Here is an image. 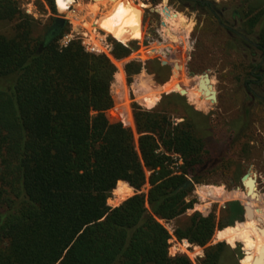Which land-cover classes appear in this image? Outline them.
I'll return each mask as SVG.
<instances>
[{
    "label": "trees",
    "instance_id": "trees-1",
    "mask_svg": "<svg viewBox=\"0 0 264 264\" xmlns=\"http://www.w3.org/2000/svg\"><path fill=\"white\" fill-rule=\"evenodd\" d=\"M23 1L0 0V264H195L186 254H169L172 236L160 221H175L177 240L204 247L197 264H239L235 249L210 242L217 230L243 221L240 201L227 202L219 218L213 211L187 215L197 202L189 199L194 184L227 158V144L213 138L208 116L177 93L163 94L153 109L133 102L136 142L132 129L109 114L113 61L87 52L80 39L62 45L66 30L41 28ZM45 1L55 10L54 0ZM178 1L195 11L217 9L211 1ZM236 9L241 23L225 28L228 47L258 58L253 76L264 58V0H239ZM104 31L126 45L143 37L127 21ZM113 43L117 60L133 51ZM155 63L157 76L166 68L160 63L128 61L127 82L143 69L151 73ZM147 87L145 103L157 93L148 81ZM189 99L202 105L207 98L198 90ZM146 169L148 194L127 198L146 184ZM113 189L116 202L127 198L114 208L108 205ZM217 235L229 243L237 238L232 230ZM256 244L260 251L264 237Z\"/></svg>",
    "mask_w": 264,
    "mask_h": 264
},
{
    "label": "rangeland",
    "instance_id": "rangeland-1",
    "mask_svg": "<svg viewBox=\"0 0 264 264\" xmlns=\"http://www.w3.org/2000/svg\"><path fill=\"white\" fill-rule=\"evenodd\" d=\"M119 1L121 0H73L70 8L65 11L58 6L57 0L55 1V10H52L45 0H24L22 7L26 13L38 21L41 28L52 25L57 17H64L66 23L63 28L66 33L61 39L62 45H66L73 39H80L85 47L97 38H103L108 43L110 50L108 55L111 56H107L117 67V73L111 86L115 101L114 107L116 106L115 115L110 112L109 114L113 120L119 116L121 122L132 129L136 142H138V134L134 125L132 103L137 102L141 107L151 109L148 106L154 102L158 104L163 94H178L176 85H171V82L177 78L174 76V71L179 68L180 86L183 85L181 87L186 89L184 98L195 110L208 116L213 138L217 142L226 143L228 148L224 163L203 175L201 183L194 184V191L189 199L196 198L197 202L192 209L188 210L187 215L194 211L208 215L213 211L219 218L221 210L227 202L238 200L244 205L247 200H250V206L254 210L253 218L249 219L244 215L242 222H236L234 226L219 230L217 234L232 230L237 237L232 243L227 242L225 238L221 237L220 239L224 240L226 244L229 243L228 245L241 255L239 262L243 258L251 257L252 260H249V264H253L254 256L259 254L256 241L258 237L260 239L263 236L257 231V228H264V191H257L260 200L255 199L256 204L254 203L252 206L251 198H247L245 195V188L238 181L233 186L231 181L234 173L241 166H244V170L239 172V175L247 172L255 174L257 171L254 165L258 164L259 160L255 154L251 155V145H249L251 141L249 137L253 131L246 130L239 135L238 126L243 120L244 101L250 100L245 93L246 82L255 86V83L252 82L255 78H250L249 73L252 67L258 63V58H244L237 50L230 49L228 47L230 40L228 32L218 24L215 15L210 12L195 11L191 7L186 8L178 0H129L138 10L137 14L127 22L137 24L142 29L143 37L141 40H132L127 45L124 44L133 52L128 57L117 60L112 53L113 42L117 39L114 38V35L103 30L105 27L121 21L104 25L103 19L110 15ZM206 1L214 2L219 10H226L223 15L224 21H231L232 12L237 10L236 5L239 3V0ZM247 9L248 7L245 10ZM156 46H159L160 52L150 54L149 51ZM130 60H139L143 63L158 62L166 68L164 71L157 69V76H155L154 71L158 67L156 63L151 64L149 68L153 73L151 70L150 73L143 69L140 75L135 76L133 82L129 84L124 65ZM163 62L166 64L163 65ZM206 72L211 78L213 89L217 92V102L206 99L202 105H199L188 97L190 94H197L199 75ZM190 73H194L195 76H191ZM164 79L165 81L162 83L161 80ZM147 81L157 87V93L150 102L145 103L144 97L151 93V89L149 90L147 87ZM258 90H262V94H264V78L260 82ZM201 101L202 99L198 98L197 102ZM262 107L260 104L254 107L253 128L254 131L264 133V109ZM173 120L175 122L182 121L176 116ZM145 172L146 184L140 191L131 187L132 192L127 198L135 193L148 194L150 171L146 169ZM115 189L112 190L108 199V205L112 208L119 206L127 199L116 202L115 199L118 196L117 194L115 196ZM215 193H218L220 197H217ZM258 218H261L263 222H260ZM160 222L172 236L169 254L171 256L186 254L197 264L198 258L204 254V247L190 244L187 240H177L173 234L175 221ZM254 233L257 234L256 237ZM217 237L214 236L210 244H215Z\"/></svg>",
    "mask_w": 264,
    "mask_h": 264
},
{
    "label": "flooded vegetation",
    "instance_id": "flooded-vegetation-1",
    "mask_svg": "<svg viewBox=\"0 0 264 264\" xmlns=\"http://www.w3.org/2000/svg\"><path fill=\"white\" fill-rule=\"evenodd\" d=\"M206 2H208V1H206ZM224 12H226V10L216 9L215 13L214 14L212 13V14L215 15L216 18H217V15L222 16V19H223ZM235 12L237 13L238 11L232 12L231 21H224L223 20L224 23L220 24L219 19L217 18L218 24L220 26H222L224 29L225 28L235 29L236 27H239L241 21H239L238 17H236L234 15ZM58 31H59V28L57 26L56 28H54L53 33H56ZM227 32H229V31H227ZM228 34H230V32ZM259 65L261 67L258 69L257 68L254 69L252 71V74H254V75L250 76V78H253V79L255 78V80L252 81L255 83V86L249 85L248 81L246 82L245 93H246L247 97H249L250 100L244 101L245 107L242 111V115H243L242 119L243 120H242V123L239 124V126H238L239 130H240L239 135L242 134L246 130H252L253 131V133H251L250 137H249V139L251 140L249 142V145H251L250 152H251V155L255 154L256 157H258L259 161H258V164L254 165L255 169L257 170L256 173L255 174H251L250 172H247V173H250L253 176V178H255L256 192L257 191L258 192L264 191V133L254 131V128H253V125H254V122H253L254 121V117H253L254 107L258 106L260 104L261 106H263L262 108L264 109V94H262V90L261 91L258 90L260 87V82L264 78V74H263L264 73V68H263L264 58L262 59V61L259 62ZM258 76H260V79H257ZM254 145H256V146L254 147ZM242 170H244V166H241L240 168H238V170L234 173L231 182L233 183V186H235L236 182L238 181L245 188L246 197L250 198L246 194L247 188L245 187V182L243 180V176L246 173L239 175V172H241ZM255 199L259 201L260 200L259 195L257 196V198H254V200ZM244 215H245V213H244ZM258 219L260 222H263V220H261V218H258ZM257 231H258V228H257Z\"/></svg>",
    "mask_w": 264,
    "mask_h": 264
},
{
    "label": "water",
    "instance_id": "water-1",
    "mask_svg": "<svg viewBox=\"0 0 264 264\" xmlns=\"http://www.w3.org/2000/svg\"><path fill=\"white\" fill-rule=\"evenodd\" d=\"M157 11V10H155ZM66 23V19L64 17H57L55 19V22L51 26L50 30L56 28L58 26L59 31L63 29L64 25ZM55 34V33H54ZM166 62H163V65H165ZM191 76H195L194 73H190ZM199 81H198V90L200 92L203 91L205 97L210 100L211 102H217V92L213 89V85L211 84V78L209 74L203 73L199 75ZM176 88L178 89V94L182 97L186 95V91L180 86V84H176ZM189 98V97H188ZM243 180L245 184L247 185V196L250 198H257V192H256V185H255V178L250 176V173H246L243 176ZM188 184L193 185V181L189 180ZM245 210V215L247 218H253V208L250 206V200H247L245 204L243 205ZM258 231L263 234L264 236V228L259 227ZM188 242V241H187ZM241 264V262H239ZM253 264H264V244L260 248L259 254L255 256L253 260Z\"/></svg>",
    "mask_w": 264,
    "mask_h": 264
},
{
    "label": "bare ground",
    "instance_id": "bare-ground-1",
    "mask_svg": "<svg viewBox=\"0 0 264 264\" xmlns=\"http://www.w3.org/2000/svg\"><path fill=\"white\" fill-rule=\"evenodd\" d=\"M72 2H73V0H61V2L58 4V6L61 9L67 11L70 8V5L72 4ZM137 10H138L137 7H135V5H133L129 0H121L115 6V8L112 10L110 15H108L106 18L103 19V24L108 25V24L113 23L114 21H117V22L125 21L126 22L127 20L132 19L137 14ZM94 12H95V9H94ZM176 66H177V64H176ZM177 70H179V68H177ZM177 70L174 71V74H175L174 76H176L178 78ZM250 176H252V175L250 174ZM246 188H247V185H246ZM212 195H213V193H212ZM215 195L217 197H220V195L218 193H215ZM254 203H255L254 198H251L252 206L254 205Z\"/></svg>",
    "mask_w": 264,
    "mask_h": 264
},
{
    "label": "built area",
    "instance_id": "built-area-1",
    "mask_svg": "<svg viewBox=\"0 0 264 264\" xmlns=\"http://www.w3.org/2000/svg\"><path fill=\"white\" fill-rule=\"evenodd\" d=\"M85 49L87 52H90V53L105 54V55H108L110 51L108 47V43H106L103 40V38H97L95 41H93L88 46H86Z\"/></svg>",
    "mask_w": 264,
    "mask_h": 264
},
{
    "label": "crops",
    "instance_id": "crops-1",
    "mask_svg": "<svg viewBox=\"0 0 264 264\" xmlns=\"http://www.w3.org/2000/svg\"><path fill=\"white\" fill-rule=\"evenodd\" d=\"M56 1V0H55ZM102 30V29H101ZM104 31V30H103ZM116 39V38H115ZM116 42H117V40H116ZM119 43H121V44H123L124 45V43L123 42H120V41H118ZM124 46H126V45H124ZM133 52V51H132ZM108 56H111V55H108ZM140 75V74H139ZM138 76V75H137ZM155 105V106H154ZM157 106V104H156V102H154V104H151L150 106H148L149 108H151V109H153V108H155ZM115 109H116V106L115 107H113L109 112L111 113V114H114L115 115ZM116 120H119V121H121L120 120V118H119V116L117 117V118H115ZM121 182H124V181H121ZM126 183V182H125ZM127 184V183H126ZM128 185V184H127ZM225 229V228H224ZM223 230V229H222ZM219 230H217L216 231V233H215V235L214 236H216L217 237V232H218ZM217 242H225L224 240H222V239H220V238H218L217 237V241H216V243ZM239 242V241H238ZM226 243V242H225ZM229 244V243H228Z\"/></svg>",
    "mask_w": 264,
    "mask_h": 264
},
{
    "label": "snow or ice",
    "instance_id": "snow-or-ice-1",
    "mask_svg": "<svg viewBox=\"0 0 264 264\" xmlns=\"http://www.w3.org/2000/svg\"><path fill=\"white\" fill-rule=\"evenodd\" d=\"M61 2V0H57V3L59 4Z\"/></svg>",
    "mask_w": 264,
    "mask_h": 264
}]
</instances>
